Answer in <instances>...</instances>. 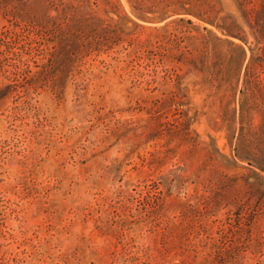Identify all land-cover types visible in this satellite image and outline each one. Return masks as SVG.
<instances>
[{
    "label": "rangeland",
    "instance_id": "rangeland-1",
    "mask_svg": "<svg viewBox=\"0 0 264 264\" xmlns=\"http://www.w3.org/2000/svg\"><path fill=\"white\" fill-rule=\"evenodd\" d=\"M119 3L0 0V264H264V0Z\"/></svg>",
    "mask_w": 264,
    "mask_h": 264
},
{
    "label": "trees",
    "instance_id": "trees-1",
    "mask_svg": "<svg viewBox=\"0 0 264 264\" xmlns=\"http://www.w3.org/2000/svg\"><path fill=\"white\" fill-rule=\"evenodd\" d=\"M105 1L107 5L110 6V10L101 9L104 17L109 19L110 21L116 23H122L123 27L118 24L112 28L111 25L105 24L106 20L103 18H99L96 16V11L98 9V2L97 0H93L92 2L90 0H83L84 7L82 10L78 8V6H72V17L70 19V23L72 25H69L65 29H62V25L60 22L58 23L57 20H48L51 23V27L49 29H45L43 26L34 27L30 24L27 26H24V30L27 31L28 37H37L38 39H44L47 36V32H52V36H55L54 30L55 29H62L60 30L62 34L66 37L65 41L63 42V47L67 55L69 57H75L79 55L82 50L85 51L84 56L90 55L91 53L95 52L97 54L103 53L105 50L111 49L114 45H118L119 42V36L123 34L124 30L123 28L127 27V25L132 26L133 28H143L137 21L132 19L122 8L121 4L119 3V0H102ZM95 6V9L92 8V6ZM71 8V6H70ZM177 11H171L166 14H164L161 18L158 19V21H165L166 19H170L174 17L175 15L179 14L176 13ZM134 16L139 19L135 13H133ZM66 18V14L63 15V18L61 19L63 23ZM211 22V21H209ZM91 23H95V25H92ZM97 23V24H96ZM99 23V24H98ZM176 23H186L191 26L192 22L190 20H184V19H177L173 18L169 20L167 23L163 25L162 28H167L169 25H173ZM82 25L85 24L88 26V30H83L81 28H74V25ZM213 24V23H210ZM67 26V25H66ZM99 26V27H98ZM204 31H208L205 28H203ZM114 33L117 40L115 42L109 41V35L110 33ZM15 35H18L17 32L14 33ZM50 34V33H49ZM83 34V35H81ZM48 42H51V40L46 39ZM105 48V49H104ZM239 49L241 52L243 51V48L239 46Z\"/></svg>",
    "mask_w": 264,
    "mask_h": 264
}]
</instances>
